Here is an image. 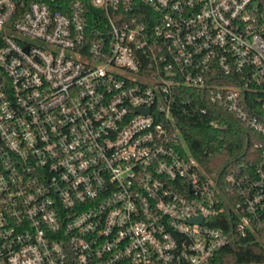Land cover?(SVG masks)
Listing matches in <instances>:
<instances>
[{
    "label": "built area",
    "instance_id": "obj_1",
    "mask_svg": "<svg viewBox=\"0 0 264 264\" xmlns=\"http://www.w3.org/2000/svg\"><path fill=\"white\" fill-rule=\"evenodd\" d=\"M185 88L255 159L203 170ZM228 224L264 233V0H0V264H210Z\"/></svg>",
    "mask_w": 264,
    "mask_h": 264
},
{
    "label": "trees",
    "instance_id": "obj_2",
    "mask_svg": "<svg viewBox=\"0 0 264 264\" xmlns=\"http://www.w3.org/2000/svg\"><path fill=\"white\" fill-rule=\"evenodd\" d=\"M198 97L195 90H181L171 111L185 144L203 170L219 178L227 165L255 159L257 152L252 141L256 135L233 116L201 112ZM225 228L230 238L211 257L210 264H264L262 231L257 236L238 237L232 233L230 224Z\"/></svg>",
    "mask_w": 264,
    "mask_h": 264
},
{
    "label": "water",
    "instance_id": "obj_3",
    "mask_svg": "<svg viewBox=\"0 0 264 264\" xmlns=\"http://www.w3.org/2000/svg\"><path fill=\"white\" fill-rule=\"evenodd\" d=\"M192 219H195V218H191V220H192Z\"/></svg>",
    "mask_w": 264,
    "mask_h": 264
}]
</instances>
